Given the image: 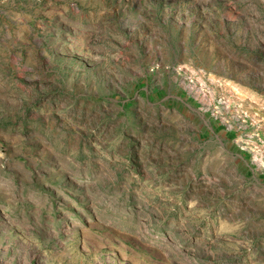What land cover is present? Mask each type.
Wrapping results in <instances>:
<instances>
[{"label": "rangeland", "instance_id": "1", "mask_svg": "<svg viewBox=\"0 0 264 264\" xmlns=\"http://www.w3.org/2000/svg\"><path fill=\"white\" fill-rule=\"evenodd\" d=\"M263 178L264 0H0V264H264Z\"/></svg>", "mask_w": 264, "mask_h": 264}, {"label": "crops", "instance_id": "2", "mask_svg": "<svg viewBox=\"0 0 264 264\" xmlns=\"http://www.w3.org/2000/svg\"><path fill=\"white\" fill-rule=\"evenodd\" d=\"M208 133L210 137H212V135H216L222 137L228 142H236L241 139V136L236 129H233V127H227L225 125L213 127L210 131H208ZM262 181L264 182V178Z\"/></svg>", "mask_w": 264, "mask_h": 264}]
</instances>
